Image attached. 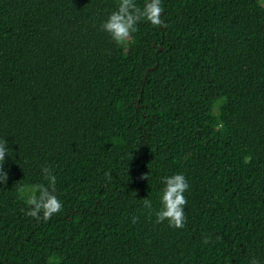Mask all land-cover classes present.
Here are the masks:
<instances>
[{
  "label": "trees",
  "instance_id": "1",
  "mask_svg": "<svg viewBox=\"0 0 264 264\" xmlns=\"http://www.w3.org/2000/svg\"><path fill=\"white\" fill-rule=\"evenodd\" d=\"M117 2L0 0V264H264V5L161 0L118 45ZM45 166L63 207L37 221ZM177 173L179 229L155 215Z\"/></svg>",
  "mask_w": 264,
  "mask_h": 264
},
{
  "label": "clouds",
  "instance_id": "2",
  "mask_svg": "<svg viewBox=\"0 0 264 264\" xmlns=\"http://www.w3.org/2000/svg\"><path fill=\"white\" fill-rule=\"evenodd\" d=\"M163 7L161 0H145L144 6L137 5L136 0H118L116 10L112 11L107 19L101 23V30L108 33L111 39L118 45L125 44L131 34L137 31V25L141 21L150 22L152 25L163 26L161 15ZM8 141L0 139V184L8 180V172L4 169L5 157L8 155ZM45 184H35L26 198L29 205L27 216L37 221L49 220L54 214L62 210V202L56 195L57 178L49 167H42ZM110 175V174H106ZM141 179H147L142 175ZM164 187L160 195L161 207L155 212L156 223H163L167 220L169 227L183 228L186 223L185 206L187 199L184 193L189 189L188 181L182 173L162 177ZM143 206L149 209L151 215L153 205L149 199L143 200ZM42 214V215H41ZM136 222V217L132 218ZM204 244L210 243V237L205 236ZM251 264H260V261L253 258Z\"/></svg>",
  "mask_w": 264,
  "mask_h": 264
},
{
  "label": "rangeland",
  "instance_id": "3",
  "mask_svg": "<svg viewBox=\"0 0 264 264\" xmlns=\"http://www.w3.org/2000/svg\"><path fill=\"white\" fill-rule=\"evenodd\" d=\"M259 2H260L262 5H264V0H259Z\"/></svg>",
  "mask_w": 264,
  "mask_h": 264
}]
</instances>
